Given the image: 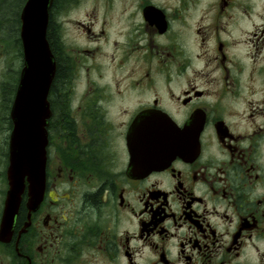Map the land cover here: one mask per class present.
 I'll return each instance as SVG.
<instances>
[{
    "label": "flooded vegetation",
    "instance_id": "obj_1",
    "mask_svg": "<svg viewBox=\"0 0 264 264\" xmlns=\"http://www.w3.org/2000/svg\"><path fill=\"white\" fill-rule=\"evenodd\" d=\"M89 1L50 9L45 181L10 228L0 5V264H264V0Z\"/></svg>",
    "mask_w": 264,
    "mask_h": 264
},
{
    "label": "water",
    "instance_id": "obj_2",
    "mask_svg": "<svg viewBox=\"0 0 264 264\" xmlns=\"http://www.w3.org/2000/svg\"><path fill=\"white\" fill-rule=\"evenodd\" d=\"M53 2L27 0L21 13L24 67L11 112L15 126L10 142L5 213L9 228L17 215L25 178L30 183L32 198L42 193L45 181L48 94L56 73V61L48 39Z\"/></svg>",
    "mask_w": 264,
    "mask_h": 264
},
{
    "label": "trees",
    "instance_id": "obj_3",
    "mask_svg": "<svg viewBox=\"0 0 264 264\" xmlns=\"http://www.w3.org/2000/svg\"><path fill=\"white\" fill-rule=\"evenodd\" d=\"M26 1L27 0H0V5L3 6L2 11L4 12L6 20L9 23H11L12 21H14V23H16L18 11H19V5L21 4V2L23 4H25ZM49 30L50 29L48 28V39H49V42H50V32H49ZM60 74H61L62 80H61V77H60V80H59L58 83L62 84L65 81L66 74H67L66 68H63V67L59 68V75ZM11 85H14V84L12 83Z\"/></svg>",
    "mask_w": 264,
    "mask_h": 264
},
{
    "label": "rangeland",
    "instance_id": "obj_4",
    "mask_svg": "<svg viewBox=\"0 0 264 264\" xmlns=\"http://www.w3.org/2000/svg\"><path fill=\"white\" fill-rule=\"evenodd\" d=\"M92 3V0H90L88 2L87 5L91 4ZM9 48H11V52H12V58L9 59L7 62H8V75H7V78H8V81L10 83H15L16 80H17V77L19 78L20 77V73H17V72H20L19 69H20V60L19 58H17L16 56V49H15V45H9ZM11 54H9L10 56ZM18 84V83H16ZM10 86H12L10 84ZM11 140V139H10Z\"/></svg>",
    "mask_w": 264,
    "mask_h": 264
}]
</instances>
